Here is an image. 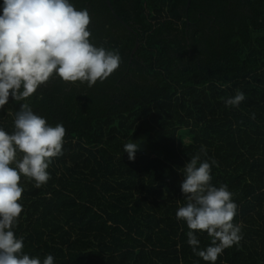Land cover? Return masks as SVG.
Segmentation results:
<instances>
[{
    "label": "trees",
    "instance_id": "1",
    "mask_svg": "<svg viewBox=\"0 0 264 264\" xmlns=\"http://www.w3.org/2000/svg\"><path fill=\"white\" fill-rule=\"evenodd\" d=\"M69 2L88 10L91 43L121 62L92 87L53 75L0 108L9 134L23 103L66 129L49 180L21 175L23 252L41 264L49 254L53 264H212L175 215L187 202L183 168L203 145L242 237L215 264H264V0H110L123 22L105 0ZM237 91L245 99L226 106ZM138 139L146 148L129 160L124 145ZM194 234L199 249L210 245Z\"/></svg>",
    "mask_w": 264,
    "mask_h": 264
},
{
    "label": "clouds",
    "instance_id": "2",
    "mask_svg": "<svg viewBox=\"0 0 264 264\" xmlns=\"http://www.w3.org/2000/svg\"><path fill=\"white\" fill-rule=\"evenodd\" d=\"M88 10L77 9L69 0H4L0 14V108L9 97L26 100L39 86L56 75L65 82L86 83L92 87L105 80L120 65L118 51L97 47L90 41ZM245 94L237 91L225 100L226 106H239ZM255 118V114H252ZM66 129L61 123L52 126L37 115L28 103L14 114V131L0 128V264H41L38 257L23 252V238L13 228L23 211L18 203L23 188L21 175L45 184L52 159L62 154ZM138 142L124 145L129 160L135 159ZM18 153H22L18 157ZM207 149L200 150L183 168L181 191L186 204L175 213L186 222L188 244L205 261L212 262L241 240L240 227L233 223L237 205L227 185L211 184V164L201 160ZM10 165H15L12 167ZM204 231L211 238L205 249L194 234ZM47 255L42 264H53Z\"/></svg>",
    "mask_w": 264,
    "mask_h": 264
},
{
    "label": "water",
    "instance_id": "3",
    "mask_svg": "<svg viewBox=\"0 0 264 264\" xmlns=\"http://www.w3.org/2000/svg\"><path fill=\"white\" fill-rule=\"evenodd\" d=\"M189 1L190 0H187L186 2V8L189 6ZM106 4L108 5L110 11L112 12V14L118 19L120 20L121 22H123V20L118 16V14L115 12V10L113 9L112 5H111V2L110 0H105ZM137 44L138 42L136 41L135 44H134V47L132 49V52L136 49L137 47ZM138 148H137V152H141L142 150H144L146 148V142L142 139H138Z\"/></svg>",
    "mask_w": 264,
    "mask_h": 264
},
{
    "label": "flooded vegetation",
    "instance_id": "4",
    "mask_svg": "<svg viewBox=\"0 0 264 264\" xmlns=\"http://www.w3.org/2000/svg\"><path fill=\"white\" fill-rule=\"evenodd\" d=\"M130 60V59H129Z\"/></svg>",
    "mask_w": 264,
    "mask_h": 264
}]
</instances>
